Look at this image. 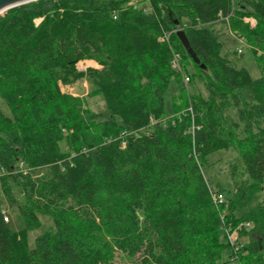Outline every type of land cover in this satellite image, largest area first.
<instances>
[{
  "label": "trees",
  "instance_id": "trees-1",
  "mask_svg": "<svg viewBox=\"0 0 264 264\" xmlns=\"http://www.w3.org/2000/svg\"><path fill=\"white\" fill-rule=\"evenodd\" d=\"M130 1L40 0L0 16V95L12 114L0 109V264H114L119 255L129 264H232L222 224L248 238L241 264H264V197L236 214L264 192V0ZM246 17L257 21L245 39L256 79L222 56L214 29H247ZM174 53L184 73L188 62L198 69L206 95L184 106L180 86L167 118L170 83L182 79ZM83 60L101 67L88 71L89 97L103 95L107 114L62 91L85 77ZM230 150L245 178L232 168L226 208L203 167ZM6 208L23 230L10 229ZM40 216L53 228L31 249Z\"/></svg>",
  "mask_w": 264,
  "mask_h": 264
},
{
  "label": "rangeland",
  "instance_id": "rangeland-1",
  "mask_svg": "<svg viewBox=\"0 0 264 264\" xmlns=\"http://www.w3.org/2000/svg\"><path fill=\"white\" fill-rule=\"evenodd\" d=\"M134 0H131L127 3V6L132 5ZM237 3V0L236 2ZM163 16L168 21H171L174 17L169 14L167 11H163ZM243 23L247 26V29L232 32L230 28L223 23H216L214 29L221 34L220 42L223 45L222 56L233 63L239 68L247 69L253 78L259 77V71L257 68L256 60L253 56L252 51L245 43V39L251 35L250 30H254L257 27V21L253 18H244ZM188 21L184 20V24L180 26L187 25ZM179 28V26H178ZM179 28V29H180ZM177 30V29H175ZM174 30V31H175ZM243 33V35H242ZM242 35V36H241ZM238 36H241L242 40H239ZM242 50V54H238V50ZM258 55L263 54V49L258 48ZM101 67L93 60H83L77 64V69L85 74L81 80H79L74 85L62 86V91L68 93L76 98H84L86 107L90 108L91 111L95 113L107 114V105L103 95H98L95 97H89L90 93L94 91L95 86L92 84L88 74L90 69H100ZM187 73L192 76V82L187 86L183 83L182 79H173L170 83L169 91L166 94L165 98V113L166 117L170 118L174 115L173 112V98L176 97L180 92V86L184 87V106L191 103L192 96L203 94L206 95L203 81L198 78V69L194 67L189 62L186 64ZM182 77V76H181ZM180 82V85L178 84ZM182 104V105H183ZM0 109L3 114L7 117H11V109L5 100L0 95ZM235 168L237 178H245V173L243 166L240 161L237 160V154L233 151L218 152L208 158V163L203 167V172L211 186L214 190L224 194L226 198V208L228 207V197L234 189V183L232 180L231 171L232 168ZM228 196V197H227ZM264 197V192L259 193L253 197L251 202L244 208L236 212L237 216L240 217L243 214L247 213L249 210L255 208L260 204L262 198ZM7 216L9 217V227L13 232H19L25 228V224L21 216L19 215L16 209L6 208ZM226 211L224 215H226ZM41 227L37 230L30 231L28 233V244L31 249L35 248V241L38 236L42 235L45 231L53 228L52 220L45 216H40ZM238 230H241L239 227ZM242 231H237L234 238L240 242V246L243 243L248 241L247 237H243ZM226 239V236H224ZM114 264H129L126 258L122 255H119Z\"/></svg>",
  "mask_w": 264,
  "mask_h": 264
},
{
  "label": "built area",
  "instance_id": "built-area-1",
  "mask_svg": "<svg viewBox=\"0 0 264 264\" xmlns=\"http://www.w3.org/2000/svg\"><path fill=\"white\" fill-rule=\"evenodd\" d=\"M134 2L135 3L130 5V6H133L134 8L141 7L143 4V0H134ZM174 32H176V31H174ZM170 34L171 33H168L165 37L167 41L169 40ZM238 54H240V55L242 54L241 49L238 50ZM171 65H172L173 69H175L176 71H178L182 74L183 83L187 86L191 82V78L189 75L184 73L182 70L181 56L174 53ZM213 199H214V203L217 206H221L226 202V198L224 197V194L220 193V192L216 193L213 196ZM242 226L249 228L251 225L249 223H246L245 225H242ZM221 229L223 230L224 236H226V240L228 241L230 246L234 249V255H232V257L230 258L231 263L232 264H241L239 259H238L239 257L237 255V251H239L240 245L238 244L239 243L238 240L234 238L237 231H230L229 229L225 228L224 224H222Z\"/></svg>",
  "mask_w": 264,
  "mask_h": 264
},
{
  "label": "water",
  "instance_id": "water-1",
  "mask_svg": "<svg viewBox=\"0 0 264 264\" xmlns=\"http://www.w3.org/2000/svg\"><path fill=\"white\" fill-rule=\"evenodd\" d=\"M40 0H0V16H3L5 13H7L9 10H12L14 8L24 6L29 3L37 2ZM177 35L183 44L184 48L187 50V52L190 54V56L193 58V60L199 64L200 61L198 60L196 54L194 53L193 49L190 46L189 40L183 30H178ZM203 69H205L204 66H202Z\"/></svg>",
  "mask_w": 264,
  "mask_h": 264
}]
</instances>
